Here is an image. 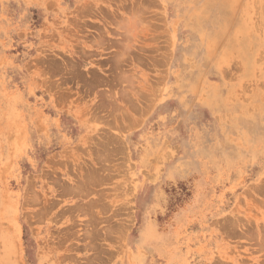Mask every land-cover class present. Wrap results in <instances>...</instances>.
Instances as JSON below:
<instances>
[{"label":"rangeland","instance_id":"1","mask_svg":"<svg viewBox=\"0 0 264 264\" xmlns=\"http://www.w3.org/2000/svg\"><path fill=\"white\" fill-rule=\"evenodd\" d=\"M0 264H264V0H0Z\"/></svg>","mask_w":264,"mask_h":264}]
</instances>
